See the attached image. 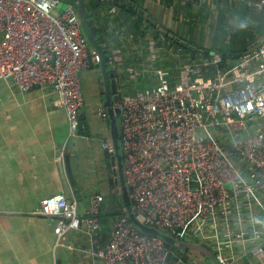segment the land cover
Instances as JSON below:
<instances>
[{
    "label": "built area",
    "instance_id": "obj_1",
    "mask_svg": "<svg viewBox=\"0 0 264 264\" xmlns=\"http://www.w3.org/2000/svg\"><path fill=\"white\" fill-rule=\"evenodd\" d=\"M60 1L0 0V79L21 90L50 85L72 140L83 105L79 73L99 56L82 30L77 0L58 11ZM220 1L249 12L264 7V0ZM154 43L146 45L150 60ZM222 58L211 51L181 63L172 86L135 89L115 105L133 213L176 240L207 247L221 264H239L264 257V36L231 64ZM126 63L119 47L109 49L108 66L137 80L142 71ZM96 114L108 117L104 106ZM101 143L114 152L108 139ZM101 204V193L91 192L82 214L76 197L59 192L41 199L39 213L56 218L57 238L82 228L92 264H194L159 235L136 228L125 212L99 244Z\"/></svg>",
    "mask_w": 264,
    "mask_h": 264
},
{
    "label": "crops",
    "instance_id": "obj_2",
    "mask_svg": "<svg viewBox=\"0 0 264 264\" xmlns=\"http://www.w3.org/2000/svg\"><path fill=\"white\" fill-rule=\"evenodd\" d=\"M67 1L61 0L56 10H62ZM107 1L114 6L106 8L105 0H87L86 6L98 27L106 28L103 39L108 49L119 47L126 64L142 71L134 90L140 89L137 87L141 83L144 89L160 82L172 86L181 63L198 61L210 51L241 52L264 36V7L249 12L240 3L226 6L220 0H135L152 26L142 33V29L134 30L135 16L132 19L121 9L116 3L119 0ZM220 23L233 24V31L238 24L244 25L248 41L241 47L234 42L225 44L223 30L227 27L221 30ZM155 27L166 30L167 38H151ZM150 39L155 41L154 60L149 59L146 49ZM222 45L227 46L222 50ZM137 55L139 59H135ZM115 74L117 81L125 76ZM79 75L83 98L79 113L81 131L72 140L67 138L65 112L50 85L21 90L0 79V264H92L87 253L90 239L82 228L69 230L57 238L56 218L39 213L41 199L61 192L65 181L82 214L91 192L101 193L97 186L88 183L85 166L78 160L82 149L78 140L85 142L90 137L88 132L94 134L92 150L109 180L105 188L114 192V201H121L114 181L112 153L101 143V138L111 142L109 119L96 114L104 103L101 73L93 65ZM118 88L122 90L120 83ZM122 207L114 203L117 211L112 215L110 210H103L102 196L99 244L108 240L115 215L125 212ZM261 228L264 232V221ZM239 264H264V257L259 260L246 257Z\"/></svg>",
    "mask_w": 264,
    "mask_h": 264
},
{
    "label": "water",
    "instance_id": "obj_3",
    "mask_svg": "<svg viewBox=\"0 0 264 264\" xmlns=\"http://www.w3.org/2000/svg\"><path fill=\"white\" fill-rule=\"evenodd\" d=\"M87 0H77V13L80 18L82 30L86 36L88 43L95 49L99 56V61L95 63V66L100 70L102 82H103V91H104V103L103 106L107 111L109 124H110V131H111V144L114 147V152L111 155V162L113 164V175L114 181L117 184H121L124 187L127 186L124 182L123 176V168H122V161H121V154L119 151V146L117 142L118 137V123H117V113L118 107L115 103L120 98V92L118 88V81L115 76V72L108 66L107 61L109 58V49L104 44L98 41L97 33H98V25L94 22V18L91 16L90 10H88L86 6ZM138 10L146 15V13L142 10V8H138ZM259 41L254 43L248 49L237 52V53H226L222 52L221 55L224 57H236L238 58L243 53H247L253 48L256 47ZM119 190V187L117 188ZM69 185L65 181L62 184L61 192L65 193L66 196H69ZM124 198L126 202L129 199L128 197V190L125 191ZM125 213L128 215L131 223L138 228L139 230L149 233L159 235L166 243L171 246L180 247V248H188L194 249L199 251L201 254L205 255L213 264H221L215 258L212 251H210L207 247L193 242H186L174 239L170 234L163 232L162 230L158 229L157 227L146 225L143 223L132 211V207L129 205L125 209Z\"/></svg>",
    "mask_w": 264,
    "mask_h": 264
},
{
    "label": "rangeland",
    "instance_id": "obj_4",
    "mask_svg": "<svg viewBox=\"0 0 264 264\" xmlns=\"http://www.w3.org/2000/svg\"><path fill=\"white\" fill-rule=\"evenodd\" d=\"M245 26L248 25V23L244 22ZM254 23H252L253 25ZM233 24H227V23H220V28L221 30L222 27H227V30H223V33L225 34L224 36V42L225 44H227L228 42H234L235 44H239L240 47L244 44V42H247L249 39V35L247 33H245V30L242 29V27L244 26H240L239 24L236 26L235 30L233 31ZM258 27V25L256 26V28ZM198 41L200 42V39H198ZM243 42V43H242ZM225 46L227 45H222V48H226ZM223 50V49H222ZM211 52V51H210ZM217 52H220V50H217ZM120 83V87H122V90H119L120 95L123 94H128L133 92L134 88H136L135 84L137 83L136 80H132L130 79L128 76H124L122 78H119L118 80ZM135 83V84H134ZM137 88L140 89H144V86L139 85ZM88 134L90 135V137L88 139H86V141L84 142V140L79 139L78 143L81 145L82 149H80L79 151V155H78V160L81 161V163L85 166L84 167V174L87 176L88 178V183L93 186V184L95 186L98 187V189L100 190V192L102 193L103 196V210L107 211L110 210V213L112 215H114L117 211V209H114V203H118L119 206H123L122 208H126L127 206H131V200H128L126 202L127 198H124V194L125 191H127L126 187H124L125 189L123 190V186L121 184H118L119 190H118V194L121 198V201H114V199L116 198L114 192H110L109 188H105V184L109 182L108 177L105 178V170L104 167L101 163V161L98 160V155L94 152L93 146L95 145V139H94V134L93 132H88ZM117 142L119 145V140L117 138ZM86 143V145H85ZM87 145H89L90 147H87ZM181 252L187 254L188 256H190L191 259H193L194 261L200 263V264H213L209 258H207L205 255L201 254L199 251L194 250V249H188V248H180L177 247Z\"/></svg>",
    "mask_w": 264,
    "mask_h": 264
},
{
    "label": "trees",
    "instance_id": "obj_5",
    "mask_svg": "<svg viewBox=\"0 0 264 264\" xmlns=\"http://www.w3.org/2000/svg\"><path fill=\"white\" fill-rule=\"evenodd\" d=\"M130 1V2H129ZM120 2V3H119ZM99 3V2H98ZM96 3V4H98ZM116 3L119 4L120 8L121 9H124L126 10V12L129 13V15H131L130 17L133 19V17L135 16V19L132 21L133 22V25H134V30L135 31H139V29H142V33H144L146 31V28L148 27H152L150 22L143 16L142 13H140V11H138L136 8L137 7H140L139 4L137 2H135V0H128V1H124V2H121L120 0L117 1ZM113 4H111L109 1L105 0V3H104V6L106 8H110V6H112ZM114 6V5H113ZM149 25V26H148ZM154 27V26H153ZM156 28V27H155ZM105 27L104 25H100L98 27V33H97V37H98V41L102 44H104L106 47H108V44L106 43L105 39H103V35L105 34ZM153 31L154 33L151 35V38L153 39H160L159 37V32L163 34V37L167 38V31L166 30H159V29H155L153 28ZM232 58V57H231ZM229 57H223L222 58V65L223 66H226V65H229L231 64V59ZM237 58H234V60H236ZM117 74H115L116 76ZM138 83V81H137ZM140 85L144 86L143 83H141ZM145 88V87H144ZM149 88H152V87H149ZM103 93V92H102ZM81 131V121L79 120V126H78V132ZM167 245V247H169L172 251H174L175 253H179L181 252L177 247L175 246H171L169 245L168 243H165ZM185 256H188L187 254L184 253ZM190 257V256H188ZM193 263L194 264H200L196 261H194L192 259Z\"/></svg>",
    "mask_w": 264,
    "mask_h": 264
}]
</instances>
